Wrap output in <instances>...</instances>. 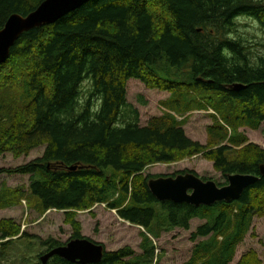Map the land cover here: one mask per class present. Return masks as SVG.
Here are the masks:
<instances>
[{"label": "trees", "instance_id": "1", "mask_svg": "<svg viewBox=\"0 0 264 264\" xmlns=\"http://www.w3.org/2000/svg\"><path fill=\"white\" fill-rule=\"evenodd\" d=\"M42 1L0 0V29L12 14L28 15ZM243 17L257 20L264 31V0H90L23 33L0 65V156L46 149L27 164L0 169L31 175L28 187L2 184L0 209L26 199L41 215L65 210L73 238H82L75 211L106 203L146 229L142 254L130 246L106 250L97 264H153L151 236L188 230L193 218L205 219L191 239H207L185 264H230L253 219L264 217V148L240 130L264 122V42L254 45L240 32ZM130 79L168 91L162 104L170 111L142 126L127 97ZM140 101L147 104L143 96ZM210 108L216 114L205 145L187 135L188 116L177 114ZM198 155L227 178L243 173L260 179L234 202L197 207L158 200L148 184L154 176L144 175L147 167ZM25 238L30 235L20 223L0 219V264ZM63 244L40 239L38 264ZM47 264L80 263L53 256ZM238 264L262 260L250 250Z\"/></svg>", "mask_w": 264, "mask_h": 264}, {"label": "rangeland", "instance_id": "2", "mask_svg": "<svg viewBox=\"0 0 264 264\" xmlns=\"http://www.w3.org/2000/svg\"><path fill=\"white\" fill-rule=\"evenodd\" d=\"M240 32L248 37L252 44L264 42V31L259 22L249 17L240 20ZM262 50L260 46L257 49ZM128 100L140 111L142 126L147 125L152 117L161 116L170 111L162 102L170 97L168 91L147 87L142 81L130 79L128 81ZM143 96L147 104L140 101ZM212 114L216 112L209 110H193L184 116L177 114L179 119L188 116L184 126L187 135L193 140L208 144V127L213 124ZM249 138L250 142L257 143L264 148V122L259 129L242 127L240 129ZM46 146H40L23 156H15L5 153L0 156V169L16 168L27 164L41 156ZM193 172L206 180L211 179L224 186L228 178L214 167L213 161L203 155L187 157L174 163L153 164L144 171L146 176H176L181 173ZM31 175L27 174H0V188L3 183L10 187H28ZM224 184V185H223ZM28 189V188H26ZM76 218L82 224L81 234L96 242L102 243L107 251H117L123 247H132L136 255L143 253L141 243L145 228L123 219L117 210L109 208L106 203H98L90 210H79ZM65 210L51 209L41 215L35 209L29 207L26 199L19 205L0 209V219H14L21 224V229L30 235L16 241L7 252L3 264H38L40 261V239L54 237L62 243H67L73 238L74 229L66 222ZM205 219L193 218L190 229L177 227L172 231L163 232L161 238L153 239L156 245V256L153 264H185L191 257L197 243L206 240V237H198L196 241L191 239L192 234L198 227L205 224ZM250 250H255L262 264H264V217L256 216L245 239L238 244L234 260L230 264H238L242 256Z\"/></svg>", "mask_w": 264, "mask_h": 264}, {"label": "water", "instance_id": "3", "mask_svg": "<svg viewBox=\"0 0 264 264\" xmlns=\"http://www.w3.org/2000/svg\"><path fill=\"white\" fill-rule=\"evenodd\" d=\"M90 0H43L38 7L28 15L12 14L6 24L0 29V65L8 61L11 48L21 35L44 24H52L68 13L82 7ZM239 84L236 88H241ZM76 170L77 166H70ZM264 175V164L260 168ZM260 176L255 174L234 173L228 176V183L224 186L208 179L205 180L196 173L187 172L176 176H159L148 182L153 195L160 201L171 200L186 202L197 207L212 205L216 202H232L241 198L249 186L259 181ZM106 248L102 243L88 237L74 238L66 244L57 246L46 252L41 260L42 264L53 256H60L67 261L80 264L100 263Z\"/></svg>", "mask_w": 264, "mask_h": 264}, {"label": "bare ground", "instance_id": "4", "mask_svg": "<svg viewBox=\"0 0 264 264\" xmlns=\"http://www.w3.org/2000/svg\"><path fill=\"white\" fill-rule=\"evenodd\" d=\"M216 93V92H215ZM234 174V173H233ZM234 202V201H233Z\"/></svg>", "mask_w": 264, "mask_h": 264}]
</instances>
